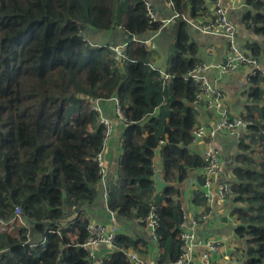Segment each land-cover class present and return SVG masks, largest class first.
<instances>
[{"label":"trees","instance_id":"trees-1","mask_svg":"<svg viewBox=\"0 0 264 264\" xmlns=\"http://www.w3.org/2000/svg\"><path fill=\"white\" fill-rule=\"evenodd\" d=\"M172 2L178 14L195 15L203 8L201 0ZM253 5L260 9L264 0ZM246 19L255 24L264 21V14L247 13ZM181 21L167 69L173 77L162 89L158 71L146 65L149 51L139 41L159 30L162 22L148 21L144 0H0V223L11 220L18 207L38 236L29 240L24 228L16 235L0 230V264H90V252L81 246L89 220L81 209L97 197L95 156L105 136L92 104L110 97L117 98L126 126L118 179L107 188V208L129 219L144 218L156 207L157 239L168 249L169 259L176 260L183 216L173 183L203 163L200 154L187 149L197 87L184 80L183 72L197 61L188 57L194 44H187V24ZM80 28H120L137 39L128 41V60L120 67L106 46L82 40ZM257 79L250 78L248 90L262 111ZM246 112L241 117L249 122L247 129L257 133L247 138L251 143L261 140L264 149V122L256 121L252 106ZM244 137L238 140L229 183L237 203L231 214L239 220L236 235L247 242L245 264H264V156L259 169L238 165L248 158ZM160 139L168 184L154 193L152 156ZM196 197L205 203L200 192ZM127 239L117 234L115 251L101 264H133L125 253Z\"/></svg>","mask_w":264,"mask_h":264},{"label":"crops","instance_id":"crops-1","mask_svg":"<svg viewBox=\"0 0 264 264\" xmlns=\"http://www.w3.org/2000/svg\"><path fill=\"white\" fill-rule=\"evenodd\" d=\"M146 1L152 5L160 22L162 19H168L165 23H162L159 30L149 35L151 40L147 47L150 68L158 71L160 76V70L168 69L171 57L176 53L174 43L178 27L182 21L179 18H173L174 12L167 0ZM213 1L201 0L203 8L199 9L195 15L187 11L185 16L193 22L199 23L209 20L214 7ZM254 1L221 0V4L226 10L229 20L236 28V44L248 56L257 60L258 69L254 74L258 75L256 84L264 91V21H258L254 24L246 19L247 13L254 15L260 12L264 14V5L257 9L253 5ZM185 23L187 24L185 26L188 33L187 44H194V51L190 52L188 57L194 56L196 61L199 62L218 64L228 52L226 40L218 35L202 33L189 23ZM128 37L129 35L125 34L120 28H114L105 32L104 39L106 43L122 44L129 40ZM250 72L251 67L246 64H239L227 73H221L217 67H212L207 73V78L224 94V105L230 117H239L243 113H247V106H252L256 121L264 122V108L262 107L261 111L255 103L249 101L251 97L248 89L251 86L250 78L252 77ZM259 102L263 103V99ZM98 107L100 110L99 115L107 118L110 124L109 135L102 150V163L106 171L103 181H99L97 185V197L93 202L83 205L81 210L88 218L89 223H102L108 228L115 223L118 227V234L128 238L130 245L125 249V252L133 254L140 261L139 264H167L172 262L169 259L168 249L160 245L157 237L150 232V227L145 221H141L140 217L125 219L117 216L114 217L113 221L106 209L104 188L107 193V188L117 182L118 161L122 154V135L126 124L120 116L121 113L120 115L117 113L119 107L116 97L98 99ZM194 109L196 113L195 125L209 126L215 121L216 116L202 105ZM159 112L160 108L157 114ZM247 123L249 125V122ZM261 132L264 135V130ZM253 135L256 136L257 133L253 134L251 130H246L244 138L248 147L244 152L248 158L243 163H238V165L243 168L259 169L264 156L263 142L258 140L251 143L247 136L252 137ZM209 142L218 149L221 162L220 169L212 177L210 198H206L205 203L196 201L197 192L203 195V176L200 167L190 170L183 180L174 181L173 183L174 187L178 189V195L175 196V199L185 216V230L193 234L189 258L195 264H210L212 262L245 264L247 242L245 238L236 235L235 227L239 225V220L231 214V210L237 203L234 201L233 195L221 197L217 194L218 187L221 184L230 183L234 179L233 167L236 164L234 159L239 153L238 139H235L226 131H220ZM207 145V140L204 139L199 143H191V145L189 143L187 149L201 156ZM152 164L154 170L159 171L160 177L165 181L162 172L161 145L157 147L152 156ZM160 189L155 185L154 193H160ZM162 204H165V201ZM239 206L249 207L247 203H239ZM202 215L205 217L201 218ZM194 220L196 223L192 222ZM10 222L6 226L4 222L0 223V229L2 227L1 230L16 235L17 229L24 228L29 240L37 239L38 236L34 232L32 234V229L28 223H24L20 214L18 216L14 215ZM209 241L216 243L215 249L208 246ZM114 251V247L108 244L92 246L93 261L95 264H101L100 262L110 257Z\"/></svg>","mask_w":264,"mask_h":264},{"label":"built area","instance_id":"built-area-1","mask_svg":"<svg viewBox=\"0 0 264 264\" xmlns=\"http://www.w3.org/2000/svg\"><path fill=\"white\" fill-rule=\"evenodd\" d=\"M168 4L172 7L173 2L172 0H167ZM214 7L212 10V14L209 20L204 22H193L189 18L185 16V14H178L174 13L173 18H179L187 23H189L193 28L196 30L210 35H218L223 37L227 44H228V52L225 54L223 59H221L218 64L213 65L206 63L204 61H197L194 66L186 71L183 72L184 80L191 81L197 87L194 97L191 101V105L198 107L202 105L206 110L210 111L216 116L215 121L210 124L209 126H205L203 124H198L192 127L191 129V143L200 142L201 140H207V148L203 151L201 158H202V165L200 167L203 176V195L205 198H210L211 196V185H212V177L217 171L220 169L221 162L219 160V152L218 149L209 142L210 139L214 138L215 134L220 131H226L228 134L232 135L235 139H240L247 130V121H245L241 116L239 117H230L228 115L227 109L224 105V94L220 91L216 85L212 84L208 78L207 73L210 71L212 67H217L221 73H227L232 71L236 66L239 64H246L251 67L250 76H253L258 69L257 60L254 57L248 56L237 44H236V28L234 24L228 18L226 10L223 8L221 4V0H214ZM144 7H145V16L147 17L149 22L159 21V18L152 7V5L144 0ZM168 19H162V23H165ZM78 35L81 37L82 40H85L87 44L90 46H106L113 58L114 62L119 66L124 64L127 60V54L125 52V47L130 40L137 39L135 35H132L129 40L122 44H112L106 43L104 36V30H95L91 28H84L78 29ZM151 40V36L142 37L139 41L145 45L146 47L149 46ZM146 65L150 66V63L147 62ZM161 76V87L164 89L170 83L173 75L168 72L167 70H160ZM116 100V99H115ZM118 101V100H117ZM94 110L99 113L98 107V99L92 104ZM157 108V107H156ZM117 113L120 115L119 108L117 109ZM124 121V117L122 114L120 115ZM99 121L105 126V136L103 139V146L105 145L109 131H110V124L107 118L104 116H99ZM164 143L163 139H160L159 145ZM158 145V146H159ZM99 151L96 156L95 160L98 162L99 165V174H100V181L104 179L105 168L102 163V150ZM157 146V147H158ZM156 147V149H157ZM188 148V145H187ZM155 149V150H156ZM155 152V151H154ZM156 171V170H155ZM104 203L106 205V198L107 193L106 189L104 188ZM217 194L221 197H225L226 195H231V190L229 183H223L218 187ZM106 209L113 220L115 217V213L108 210L107 205ZM182 210V209H181ZM20 208L16 207L14 211V215L18 216L20 214ZM183 222L180 224L181 231L178 233V238L181 241L180 245V252L176 260L169 262L167 264H195L189 258V251L192 246V238L193 234L185 230V216L182 212ZM157 213L156 207L152 206L149 213L144 218H140L141 221H145L149 227L150 232L157 237L156 228L158 225L157 221ZM205 216L202 215L201 218ZM13 219V218H12ZM11 219V220H12ZM114 221V220H113ZM196 223V221H192ZM11 223L10 220L5 223ZM1 229H3L1 227ZM88 236L86 240L82 243V247L86 248L90 252L91 262L90 264H95L94 255L91 252L92 246L99 245V244H108L112 247L114 246L113 242L118 234V227L115 223L111 225L110 228L105 226L102 223H89L87 226ZM208 246L210 248L215 249L216 243L213 241L208 242ZM129 261L133 264H139L140 261L130 253L125 252ZM102 263V262H100ZM210 264H219L217 262H212Z\"/></svg>","mask_w":264,"mask_h":264},{"label":"water","instance_id":"water-1","mask_svg":"<svg viewBox=\"0 0 264 264\" xmlns=\"http://www.w3.org/2000/svg\"><path fill=\"white\" fill-rule=\"evenodd\" d=\"M132 36V35H131ZM131 36L128 37V39L131 38ZM153 180H154V184L158 187V188H164L167 186V182H165L164 180H162V178L160 177V173L159 171H155L153 174Z\"/></svg>","mask_w":264,"mask_h":264},{"label":"rangeland","instance_id":"rangeland-1","mask_svg":"<svg viewBox=\"0 0 264 264\" xmlns=\"http://www.w3.org/2000/svg\"><path fill=\"white\" fill-rule=\"evenodd\" d=\"M147 68H148V70L150 69L149 67H147ZM261 92H262V96L264 97V91L261 90ZM249 101H250L251 103H253L255 100L249 98ZM263 103H264V101H263ZM258 104H259V103H258ZM167 108H168V105L165 103L164 106H163V109H167ZM263 114H264V113H263ZM0 230H1V229H0Z\"/></svg>","mask_w":264,"mask_h":264},{"label":"clouds","instance_id":"clouds-1","mask_svg":"<svg viewBox=\"0 0 264 264\" xmlns=\"http://www.w3.org/2000/svg\"><path fill=\"white\" fill-rule=\"evenodd\" d=\"M95 100H97V99H95ZM94 102H95V101H94ZM94 102H93V103H94ZM120 113H121V112H120ZM99 116H100V115H99ZM154 172H155V171H154Z\"/></svg>","mask_w":264,"mask_h":264}]
</instances>
